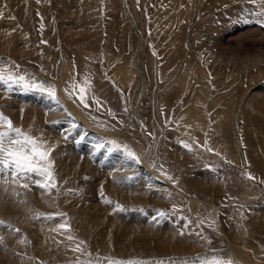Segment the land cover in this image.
Returning <instances> with one entry per match:
<instances>
[{
    "label": "rangeland",
    "instance_id": "1",
    "mask_svg": "<svg viewBox=\"0 0 264 264\" xmlns=\"http://www.w3.org/2000/svg\"><path fill=\"white\" fill-rule=\"evenodd\" d=\"M263 4L264 0H0V61L13 71L54 84L61 101L49 109L35 97L46 96L39 91L17 87L9 92L0 85V111L14 126L42 135L54 146L59 193L53 190L40 203L38 187L4 183L25 195L23 206L16 207L19 212L6 205L0 209V220L20 230L17 238L26 236L24 254L30 261L77 264L99 257V264H202L215 258L239 264L232 254L223 255L227 235L233 239L231 225L237 223L244 238L236 242L242 247L244 241L247 256L264 264ZM85 78L91 84L88 108L65 92L73 81L83 85ZM80 122L93 131L84 130L86 135L97 132L100 142L127 145L159 185L151 192L142 185L121 186L114 172L129 169L111 171L96 158L90 160L86 151L79 153L80 166L73 167L66 155ZM134 170L130 167L128 172L132 180ZM159 211L168 215L161 218ZM37 212L66 213L54 220L71 225L76 240L67 242L69 247L84 241L81 248L91 257L75 252L66 260L43 262L37 252L47 257L65 241L53 228L48 230L51 239L39 234L41 226L31 220ZM137 212L150 218L151 234L155 233L149 238L126 231ZM13 232L0 229V237ZM99 235L111 241L109 249L91 248Z\"/></svg>",
    "mask_w": 264,
    "mask_h": 264
},
{
    "label": "snow or ice",
    "instance_id": "2",
    "mask_svg": "<svg viewBox=\"0 0 264 264\" xmlns=\"http://www.w3.org/2000/svg\"><path fill=\"white\" fill-rule=\"evenodd\" d=\"M255 2V0H253ZM259 15L264 16V10ZM16 69H19L18 65H14ZM0 85H3L9 92L19 87L25 90L39 91L45 94L55 104L60 105L61 101L57 96V89L54 84L48 82L39 81L34 78V74L21 73L19 71H13L11 68L0 61ZM91 89L90 81L85 78L84 84H78L73 81L71 84V90L65 89V92L69 97H75L81 105L85 108L89 107L88 94ZM95 102L99 105L100 101L96 97H92ZM111 114V113H110ZM184 147L189 148L190 146L184 144ZM96 150H120L125 157L134 163L139 164L140 158L133 152L127 145H121L119 142L114 140H102L95 146ZM54 146L49 145L48 142L41 136H34L31 130H24L14 126L13 121L6 116L3 111H0V179L4 182H12L24 189H29L30 186H36L39 189L51 194L53 190L59 193L58 182L56 179L55 172V161L52 158V152ZM211 151V149H208ZM167 176V173H164ZM168 179H172L171 176H167ZM253 178V177H249ZM101 196L103 191L101 190ZM112 203V201H106ZM117 209L125 210L122 205L116 204ZM173 211L176 209L174 207ZM159 217L164 218L168 213L164 211L158 212ZM66 213L57 212L54 214H46L37 212L33 219H45L52 221L57 217H65ZM190 223V221H189ZM202 223V222H200ZM0 226L11 228V225H5L3 220H0ZM56 232L67 231V240L74 242L76 237L72 234L71 225L65 220L63 223H59L55 228L52 229ZM19 232V229H15ZM183 235V232L180 233ZM199 235V233H197ZM23 243V241H21ZM3 243V238L0 237V244ZM84 241H79L76 246L72 249L74 252H83L85 255L91 257V253L85 252L81 248ZM210 243V242H209ZM107 259V258H105ZM100 258L97 257L95 262L93 259L85 261L77 260V264H99ZM109 264H125L121 261H110ZM127 264H144L141 261H128ZM157 264H165L163 260L158 261ZM182 264H190L189 261L185 260ZM202 264H231L230 261L224 262L219 259L204 260Z\"/></svg>",
    "mask_w": 264,
    "mask_h": 264
},
{
    "label": "bare ground",
    "instance_id": "3",
    "mask_svg": "<svg viewBox=\"0 0 264 264\" xmlns=\"http://www.w3.org/2000/svg\"><path fill=\"white\" fill-rule=\"evenodd\" d=\"M3 1V0H2ZM239 1V0H238ZM235 2V1H234ZM128 4V3H127ZM244 4V3H243ZM131 5V4H130ZM130 5H127V8L130 6ZM264 5V4H263ZM131 8V7H130ZM235 9V8H234ZM128 10V9H127ZM131 10H128V13H130ZM7 39V37H6ZM9 41V40H8ZM7 41V42H8ZM36 43V42H35ZM13 46V45H12ZM64 66V65H63ZM146 75V74H145ZM42 78V77H41ZM63 81V80H62ZM203 88V87H202ZM31 95V94H30ZM34 95V94H33ZM39 95V94H38ZM35 96V95H34ZM42 96V95H41ZM114 96V95H113ZM31 97V96H30ZM29 96H27V98L29 99L30 98ZM36 98H39V103H41V105H44L45 107H49V109H55L54 108V105L55 103L53 101H51L47 96H42V97H38V96H35ZM263 97V96H262ZM63 98V97H62ZM33 99V98H32ZM60 99V98H59ZM118 99V98H117ZM30 100V99H29ZM66 101V100H65ZM33 102V101H32ZM63 102V100H62ZM30 103V102H29ZM66 103V102H65ZM63 105V104H62ZM66 105V104H65ZM35 106V104H34ZM36 106H37V103H36ZM69 106V105H68ZM112 106V105H111ZM139 106V105H138ZM59 107V106H58ZM65 107V106H64ZM70 107V106H69ZM34 108V107H32ZM57 108V107H56ZM71 110H72V107H70ZM42 110V109H41ZM38 111V110H37ZM75 115L77 114V112L73 109ZM71 112V111H70ZM62 113V112H61ZM66 113V112H65ZM29 114V113H28ZM52 115V114H51ZM56 115V114H55ZM67 115V114H66ZM59 116V115H58ZM35 117V116H34ZM43 117V116H42ZM14 119V118H13ZM76 119L78 120V123H79V119L76 117ZM40 120V119H39ZM64 122V120H62ZM61 121V122H62ZM82 122V121H81ZM80 122V126L79 127L80 129H78L79 131L76 133L75 136H73V139L71 140L70 144H69V150L67 152V157L69 158L68 159V163H72V166L73 167H76L77 165H79V162L78 161V158L80 159V155L79 153H83L84 151H86V153L89 155L90 157V160H94L96 158V160L100 163H103L105 165H107V167H109V169H111V171H115L116 169H120L121 167L123 169H126L128 168L129 170L126 171L124 174L121 173V171H119L118 173L114 172L115 173V178H117V184H120L121 186H127V188H132V187H139V186H143V188H146L147 189H150L149 192H151V189H153L155 186L159 185V181L156 177V175L150 170L148 169L145 164H143L141 162V164H136L134 162H132L131 160L127 159L125 156H123V153L118 151V150H114L113 152H109V151H106V150H102L100 152V150H96L95 149V146L100 143V139H99V134L96 132H94L95 134H92V136L90 134H87L85 133L84 130H88L90 132H93L91 131V129L89 127H87V125H85L86 123H81ZM76 123V122H75ZM65 124L67 125V121H65ZM64 124V125H65ZM62 125V124H61ZM73 125V124H72ZM57 126V125H56ZM54 127V126H53ZM68 128H70V126H68ZM56 132V131H55ZM73 133V132H72ZM58 134V133H57ZM103 134V133H102ZM63 135V134H62ZM67 135V133H66ZM81 135V136H80ZM90 135V136H89ZM65 137V136H63ZM81 139H83L81 141ZM102 140V139H101ZM130 140V139H129ZM68 148V147H67ZM211 149V148H210ZM100 152V153H99ZM63 153V152H62ZM65 153V152H64ZM86 156V154H85ZM223 156H225L223 154ZM210 157V156H209ZM214 159V158H213ZM59 161V160H58ZM89 161V160H88ZM64 163V162H63ZM63 163L61 166H63ZM99 163V165H100ZM57 164V163H56ZM60 165V164H59ZM132 165V166H131ZM66 166V165H65ZM126 167V168H125ZM130 167L133 168V170L135 171L134 175H132V177L134 178L133 180L130 178V174L128 175V172L130 171ZM60 169V167H59ZM72 169V168H71ZM74 169V168H73ZM77 169V168H76ZM86 169V168H84ZM61 170V169H60ZM82 170V169H81ZM89 169H87L88 171ZM116 170V171H117ZM140 171H144L143 173H140ZM69 172V171H68ZM74 174L76 173V171H72ZM110 172V171H109ZM121 173V174H120ZM145 175V176H142V175ZM112 176V175H111ZM104 177V176H103ZM213 178V177H212ZM59 179V178H58ZM62 179V178H61ZM114 180V179H113ZM59 181V180H58ZM199 181V180H198ZM62 182V181H61ZM97 182V181H96ZM4 181L2 179H0V209H2L4 206L6 208V205L7 206H10L13 208V212H16L19 210L16 209V207H19L18 205L22 204L20 203V201L25 198V195L24 194H20L22 192L19 193L18 191V188L17 186H8L6 187L4 185ZM11 183V182H10ZM163 183V182H162ZM116 184V185H117ZM7 185V183H6ZM9 185V184H8ZM168 185V184H167ZM161 186V185H160ZM163 186V185H162ZM34 187V186H33ZM165 185L163 187H161L162 189H164ZM38 189V191H37ZM113 189V188H112ZM30 190V189H29ZM33 190V189H32ZM141 190V189H140ZM112 191V190H111ZM145 190H142V192H144ZM153 191V190H152ZM24 192V191H23ZM110 192V191H109ZM114 192V191H113ZM55 193V192H54ZM146 193V192H144ZM214 193V192H213ZM47 192L39 189V188H36V196H38V201L40 203L41 200L43 199V201H45L47 198L49 199V194L47 196ZM67 194V193H66ZM80 194V193H79ZM156 194V193H155ZM24 195V196H23ZM164 195V194H163ZM35 196V195H34ZM41 196V197H40ZM154 196V195H153ZM203 196V195H202ZM148 196H146L147 198ZM157 197V196H155ZM45 198V199H44ZM99 198V197H98ZM8 200H10V202H7ZM117 200V199H116ZM27 201V200H26ZM28 202V201H27ZM191 202V201H190ZM11 203V204H10ZM50 203V202H49ZM116 204V203H115ZM158 204V203H157ZM190 204V203H189ZM192 205V204H191ZM193 205H194V202H193ZM23 206V204H22ZM21 206V207H22ZM99 206V205H98ZM95 207V205H94ZM89 208V207H88ZM102 208V207H100ZM98 209V207H97ZM192 209V208H191ZM191 209H190V212H191ZM199 209V208H198ZM11 210V209H10ZM119 210V209H118ZM29 211V210H28ZM50 211V210H49ZM224 211V210H223ZM19 212V211H18ZM17 212V213H18ZM196 212V211H195ZM25 213V212H24ZM82 213V212H81ZM117 213V212H116ZM189 213V212H188ZM12 214V213H11ZM16 214V213H15ZM14 214V216H15ZM10 215V214H9ZM18 215V214H17ZM16 215V217H17ZM92 215V214H90ZM96 215V214H95ZM134 219H133V216H132V219H130L132 222L131 226H128L127 225V229L126 231L127 232H135L134 230L137 231V234H139L138 236H143L144 238H147L149 235H153L151 234V230L153 231L154 229H152V224L149 222L148 217H146L144 214H140V213H134ZM22 216V215H21ZM100 216V215H99ZM107 216V215H106ZM27 217V216H26ZM89 217V216H88ZM19 218V216H18ZM25 218V217H24ZM234 218V217H233ZM17 220V219H16ZM24 220V219H23ZM23 220H21L22 222H24ZM31 220H33L34 223H36L37 225H40L41 226V231H39V234L44 238H47L48 237V230L50 228H54V226L56 227L59 223H63V219L62 221H60L59 219L58 220H52V221H48V220H44L42 221L40 219V222L37 220L34 221V219L32 218ZM118 220V219H117ZM163 220V219H162ZM170 220V219H169ZM232 220V219H231ZM159 221V220H158ZM188 221V220H187ZM192 221V220H191ZM237 221V220H236ZM119 222V221H118ZM194 222V221H193ZM33 223V224H34ZM101 223V222H100ZM104 223V222H102ZM123 223V222H122ZM126 223V222H125ZM129 223V222H128ZM150 223V224H149ZM171 223V222H170ZM234 223H235V220H234ZM181 224V223H180ZM237 224V223H236ZM236 224H232L231 225V236L233 239H231V237H229L227 235V241H228V247L227 248H224L226 250L225 254L223 255H228V254H232L235 258H237L238 260H240V263L241 264H256L255 262H253L249 256H247V254L245 253L244 251V248L246 247V244H244V241L243 243L241 244L242 247H240L238 245V243L236 242V238H240L242 237V239L244 238L243 237V234H244V230H240L238 227V225ZM5 225H8L5 223ZM188 225V224H187ZM239 225H241L239 223ZM22 226V225H21ZM28 226V225H27ZM31 226H34V225H31ZM36 226V225H35ZM39 226V227H40ZM103 226V225H102ZM104 226H106L104 224ZM103 226V227H104ZM110 226V225H109ZM166 226V225H165ZM20 227V226H19ZM24 227V225H23ZM38 227V226H37ZM98 227V226H97ZM122 227V226H121ZM120 227V229H121ZM125 227V226H124ZM242 227V226H241ZM31 228V227H30ZM101 228V227H100ZM104 228H108L107 226L104 227ZM0 229L1 231L2 230H7V231H14L12 234H9V235H6L4 238H3V243L0 244V264H35L32 262V260L30 261L27 257V255L24 254L27 253L26 251V246L24 245V240L26 238V236H21L19 238H17V232L15 231V229L13 228V226H11V228H7V227H4V226H0ZM25 229V227H24ZM35 229V228H34ZM99 229V228H98ZM109 229V228H108ZM107 229V232L109 231ZM242 229V228H241ZM28 230V229H27ZM32 230H33V227H32ZM95 230V229H94ZM100 230V229H99ZM181 230V229H180ZM88 231V230H87ZM175 231V230H174ZM27 232V231H26ZM65 232V231H64ZM63 234L61 236L64 237V240L65 242L63 243H59V246H58V250L50 255H48L47 257L46 256H42V254L40 255L39 252L38 253V257L40 259H42L43 262L45 261H59V260H66V259H69L73 253H75L74 251H72L73 247H69V242L67 240V236H65L66 234ZM126 232V233H127ZM60 233V232H59ZM101 233V232H100ZM109 233V232H108ZM110 233H113L111 232L110 230ZM117 233V232H116ZM120 233V232H119ZM118 233V234H119ZM191 233V232H190ZM194 233V232H193ZM197 233V232H196ZM229 233V232H228ZM23 234L25 235V233L23 232ZM35 234V233H34ZM33 234V235H34ZM58 234V233H57ZM102 234V233H101ZM133 234H136V233H133ZM132 234V235H133ZM185 234V233H184ZM55 235V233H54ZM104 235V234H102ZM102 235H99V238H96V240H94L93 242V247L91 248H94V249H109V248H106L107 246L109 247V244L111 241L107 240V238L105 239L106 241H102L104 239H102ZM106 235V234H105ZM121 235V234H119ZM126 235V234H125ZM123 235V236H125ZM129 235V234H128ZM127 235V237L131 240V238ZM156 235V234H155ZM154 235V236H155ZM52 236V235H51ZM58 235H56V238H57ZM61 236H58L61 238ZM86 236V235H85ZM90 236V235H89ZM109 236V235H108ZM111 236V234H110ZM113 236V235H112ZM195 236V235H194ZM35 237V236H34ZM38 237V235H37ZM83 237V236H82ZM121 237V236H120ZM134 237V236H133ZM141 237V238H143ZM172 237V236H171ZM174 237V236H173ZM176 237V236H175ZM184 237V236H183ZM42 238V239H43ZM49 238V237H48ZM108 238H111V237H108ZM114 238V237H113ZM112 238V239H113ZM124 238V237H123ZM127 238V239H128ZM149 238V237H148ZM39 239V238H38ZM51 239V238H49ZM52 239L54 240V236H52ZM62 239V238H61ZM80 239V238H79ZM89 239V238H88ZM134 239V238H133ZM137 239V238H136ZM176 239V238H175ZM187 239V238H186ZM226 239V238H225ZM48 240V239H47ZM59 240V238H58ZM118 240V239H117ZM120 240V244L123 242L122 238H119ZM122 240V241H121ZM129 240V241H130ZM139 240V239H138ZM174 240V239H173ZM200 241V239H198ZM21 241H23L24 243H22ZM60 241V240H59ZM62 241V240H61ZM128 241V240H127ZM128 241V242H129ZM135 241V239H134ZM171 241V240H170ZM185 241V240H184ZM194 241V240H193ZM44 242V241H43ZM55 242V241H53ZM51 241V244L53 243ZM115 242V241H113ZM117 242V241H116ZM119 242V241H118ZM132 242V241H131ZM137 242V241H136ZM139 242V241H138ZM150 242V241H149ZM156 242V241H155ZM38 243V242H37ZM46 243V242H45ZM44 243V244H45ZM124 243H127V242H124ZM140 243V242H139ZM157 243V242H156ZM202 243V242H201ZM246 243V242H245ZM50 244V242H49ZM153 244V243H152ZM151 244V245H152ZM159 244V243H158ZM161 244V243H160ZM174 244V243H173ZM183 244V242H181V245ZM206 244V243H205ZM41 245V244H40ZM54 245V243H53ZM123 245V244H122ZM100 246V247H99ZM132 246V245H131ZM141 246V245H140ZM150 246V245H149ZM163 246V245H162ZM185 246V245H183ZM33 247V246H32ZM56 247V246H55ZM206 247V246H205ZM116 248V247H115ZM124 250H125V246L123 247ZM164 248V247H163ZM216 248V247H215ZM39 249V248H38ZM142 249V248H141ZM165 249V248H164ZM163 249V251H164ZM29 250V249H28ZM40 250V249H39ZM44 250H47L45 249V246H44ZM127 250V249H126ZM125 250V251H126ZM86 251V250H85ZM103 251V250H102ZM117 251V250H116ZM139 251V250H138ZM141 251V250H140ZM105 252V251H104ZM124 252V251H123ZM132 252V250H131ZM75 257V256H74ZM234 258V259H235ZM236 259V260H237ZM34 260V259H33ZM171 260V259H170ZM236 262V261H235ZM239 263V264H240ZM260 263V262H259ZM238 264V263H237Z\"/></svg>",
    "mask_w": 264,
    "mask_h": 264
}]
</instances>
